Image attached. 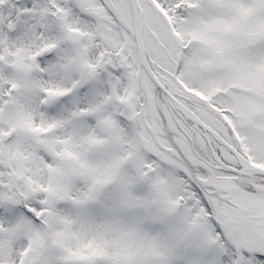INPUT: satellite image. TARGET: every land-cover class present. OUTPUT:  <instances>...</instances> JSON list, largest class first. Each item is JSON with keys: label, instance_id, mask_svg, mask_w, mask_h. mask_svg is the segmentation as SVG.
Wrapping results in <instances>:
<instances>
[{"label": "snow or ice", "instance_id": "6c2138e0", "mask_svg": "<svg viewBox=\"0 0 264 264\" xmlns=\"http://www.w3.org/2000/svg\"><path fill=\"white\" fill-rule=\"evenodd\" d=\"M0 264H264V0H0Z\"/></svg>", "mask_w": 264, "mask_h": 264}]
</instances>
